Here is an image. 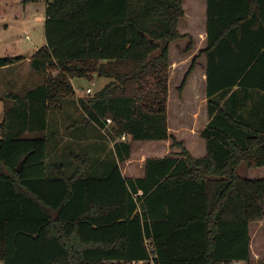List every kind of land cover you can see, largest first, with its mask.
I'll use <instances>...</instances> for the list:
<instances>
[{"label":"trees","instance_id":"obj_1","mask_svg":"<svg viewBox=\"0 0 264 264\" xmlns=\"http://www.w3.org/2000/svg\"><path fill=\"white\" fill-rule=\"evenodd\" d=\"M20 1H45V46L29 62L43 83L8 95L3 110L0 261L250 263L249 224L264 223V178L237 169L264 168V0H206L205 47L178 89L204 56L200 158L167 125L169 47L188 37L178 30L185 0ZM19 60L0 58V69ZM73 78L109 82L77 98ZM64 100L76 102L81 119L60 144L48 119ZM88 130L98 139L103 132L105 143L90 141ZM83 137L90 143L75 152L69 144ZM168 139L178 153L146 159L142 178L123 177L119 164L134 141ZM58 149L61 161L51 159Z\"/></svg>","mask_w":264,"mask_h":264},{"label":"rangeland","instance_id":"obj_2","mask_svg":"<svg viewBox=\"0 0 264 264\" xmlns=\"http://www.w3.org/2000/svg\"><path fill=\"white\" fill-rule=\"evenodd\" d=\"M7 1H0V21H4L7 27L0 26V58L10 57V55L18 56H28L35 53L33 51V45L42 48L45 44L44 33L39 29L38 34L34 33L37 25L28 23L29 28L27 33H24L22 28H20L17 22L20 18H28L30 20L31 12L29 9H24L21 3H12L11 7L7 6ZM13 2V1H11ZM37 9L40 6L36 7ZM183 9L186 11V16L180 21V29L184 33H189L192 35V49L190 53H186V47L189 44L190 36L180 41H177L170 45V67H169V79H168V96H167V119H168V131L171 137L185 149H187L190 154L196 158L204 156L205 145L203 141L202 149L199 144V130L207 123L206 114V99H205V85L200 84L202 76L204 74V60L201 59L199 62L197 60L196 68L190 73V76L186 80L184 87L179 91L180 84L191 66V62L194 56L204 48L205 46V33L202 31V26L204 25V20L206 19V3L205 0H186L183 3ZM42 24H39L40 27ZM43 27V25H42ZM28 36V40L25 39L24 35ZM40 34V35H39ZM187 34V35H189ZM39 41L35 44L36 41ZM3 41H5L3 43ZM18 62V61H17ZM16 62V63H17ZM20 74L31 73L29 67L20 66ZM49 74L55 75L53 70L48 72ZM41 77V78H40ZM37 79H42L43 76L39 75ZM109 82L105 78H94L92 81L86 78H73L71 79L72 87L76 93L77 97H89L98 92L105 83ZM32 83L29 82V86ZM90 89V93H86V90ZM64 106L70 108L74 107L76 112L73 113V119L71 122L61 119V122H65L66 125H73L78 122L81 118L80 113L78 114V108L74 100H64L62 101ZM53 113H51L52 115ZM54 121L53 117L52 120ZM53 124V122H51ZM51 124V126H52ZM111 125V124H110ZM54 126H52L53 128ZM75 127L77 125L75 124ZM87 135L90 141H98L104 143L103 138L98 139L97 132L88 130ZM100 135V134H99ZM191 137H194L193 143L190 147ZM190 139V140H189ZM121 140V139H120ZM66 143V142H64ZM90 142H82L73 146H69L78 152L82 146ZM169 145H172V140L168 139ZM185 144L187 147H185ZM164 144L157 141H138L137 143H132L131 154L128 160L137 163L143 161L147 156L142 155L141 152L146 153L150 158H156L159 154H162ZM167 147V146H166ZM180 151L179 146L170 147V150L166 148V155L178 153ZM62 151L58 149L54 152L51 159H63ZM110 153L111 149H105L104 153ZM61 161V160H60ZM125 162L121 163V169H124ZM237 173L241 178L244 179H261L264 178V168H247L244 164H241L237 169ZM264 206V205H263ZM259 223H251L250 225V235L252 238V249L253 252L259 255L258 259H251L249 264H257L264 257V227L257 228ZM0 264H3L0 261Z\"/></svg>","mask_w":264,"mask_h":264},{"label":"crops","instance_id":"obj_3","mask_svg":"<svg viewBox=\"0 0 264 264\" xmlns=\"http://www.w3.org/2000/svg\"><path fill=\"white\" fill-rule=\"evenodd\" d=\"M0 1H5V0H0ZM11 1H13V2H11ZM6 3H7L8 7H11L12 3H17V4L21 3L23 5L24 9L28 8L29 11L31 12L30 20L28 18L24 17V18H20L17 21L19 23V25H20V28H22V30L24 31V33H27V30L29 28L28 23L37 25V28L34 30V33L38 34L39 29L44 33V8H45V1L23 2V1H20V0H7ZM205 3H206V0H205ZM37 6H40V8L37 9L36 8ZM182 7H183V4H182ZM183 10H184V17H185L186 16V11H185V9H183ZM205 15H206V11H205ZM3 22L4 21L1 19L0 26L7 27V24H4ZM205 23H206V19L204 20V25L202 26V31L205 33L204 41L206 43ZM39 24H42L43 27H42V25L39 27L38 26ZM178 30L183 35L189 34V33L182 32L179 25H178ZM188 36H190L192 38L191 34H189ZM24 37H25V39L28 40V36L26 34L24 35ZM4 42L5 41H3V43ZM38 42L39 41L37 40L35 42V44H37ZM44 46H45V44H44ZM38 49H39V46L33 45V51L34 52L37 51ZM32 55H28V56L10 55V57H6V58H18V59H21V60H19L17 63L12 64L11 66H8V67L0 69V123H1L2 117H3L4 106L5 105H9L11 103V101L7 98L8 95H10V94L24 95L28 90H31V89H33V88H35V87H37V86H39V85H41L43 83L42 79H37L39 77V75L34 73L33 70L30 68L29 62H30V58L32 57ZM201 59L204 60V62H205L204 67H205L206 60H205L204 56L199 58V61ZM20 66L29 67V69L32 72L33 76L31 75V73H28L27 75H26V73L20 74L19 73L20 70H21ZM29 82L32 83L30 86H29ZM200 84H204L205 85V68H204V74L202 76ZM77 98H80V97H77ZM75 110H77V109H75L74 107H72L71 110H70L69 107L63 105L61 110L55 111L52 115L49 114L48 124L51 125L52 124L51 122H53L52 126L54 125V127H53L54 132L56 131V134L59 135V136H57V141L59 140L60 144H62L63 142L72 141V139H73V138H71V136H68V134L65 133V129L67 127L71 126V125L70 124L66 125L65 122L62 123L61 119L64 118V120H66L68 123L71 122V119H73V117H72L73 113H71V112H76ZM79 113H81V111L78 109V114ZM52 117H53L54 121H51ZM167 121H168V119H167ZM203 127L201 128V130L203 129ZM201 130H199V136H200ZM168 133L170 134L169 131H168ZM193 139H194V137H191L190 147H191L192 143L194 142ZM201 139L202 138L199 137L198 141H199L200 147L202 149L203 147H202L201 144H203L204 140L202 139L203 141H201ZM82 140L83 141H81V142H85L86 141V139L84 137L82 138ZM105 141H104V143H105ZM137 142L138 141H134L133 143H137ZM157 142H162L164 144L162 146L164 148L163 153L159 154V156L156 157V158H162V157L166 156V148L168 150H170V145H169V143H167L168 140L157 141ZM53 143H56V137H55V141H53ZM204 145H205V142H204ZM107 146H108L109 149H112L113 144L111 142H109V143H107ZM185 147H187L186 144H185ZM142 155L147 156L146 159L150 158V156L147 155V152L146 153L141 152V156ZM146 159H144L143 161H139L137 163L132 162V160H127V162H125V166H124L123 170L121 169V163H120L119 167H120V170H121V173H122L123 177L124 178H131V179L142 178L144 176V165H145V160ZM250 225L251 224H249V229H250ZM263 227H264V223H262V224L260 223V225H257L258 229L259 228H263ZM249 235H250V230H249ZM249 249H250V253H251V259L257 260L259 255L255 254L253 252L251 235H250ZM263 261H264V257H263V259H261L260 262H257V264H260Z\"/></svg>","mask_w":264,"mask_h":264},{"label":"built area","instance_id":"obj_4","mask_svg":"<svg viewBox=\"0 0 264 264\" xmlns=\"http://www.w3.org/2000/svg\"><path fill=\"white\" fill-rule=\"evenodd\" d=\"M90 92H91L90 89H87V90H86V93H90ZM106 123H107L108 125L111 124V120L107 119V120H106ZM120 139H121V140H124V139H125V135H122ZM231 264H249V263H247V262H245V261H233Z\"/></svg>","mask_w":264,"mask_h":264}]
</instances>
